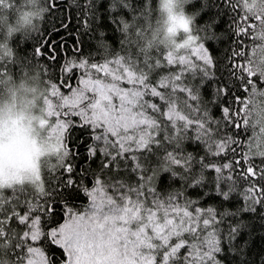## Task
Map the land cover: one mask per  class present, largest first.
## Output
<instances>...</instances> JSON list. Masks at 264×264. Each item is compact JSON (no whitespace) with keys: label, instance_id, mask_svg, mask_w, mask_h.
<instances>
[{"label":"snow or ice","instance_id":"snow-or-ice-1","mask_svg":"<svg viewBox=\"0 0 264 264\" xmlns=\"http://www.w3.org/2000/svg\"><path fill=\"white\" fill-rule=\"evenodd\" d=\"M72 4L76 35L65 17L34 48L39 115L12 121L33 162L27 183L0 192V264H253L243 237L251 220L264 226V9L221 0L213 17L189 0L185 16L165 0L163 31L153 0ZM225 8L234 42L221 59L207 42ZM14 66L0 57V77Z\"/></svg>","mask_w":264,"mask_h":264},{"label":"clouds","instance_id":"clouds-1","mask_svg":"<svg viewBox=\"0 0 264 264\" xmlns=\"http://www.w3.org/2000/svg\"><path fill=\"white\" fill-rule=\"evenodd\" d=\"M188 3L189 0H172L173 13L183 12L185 16H189ZM248 4L253 6L249 15L264 9V0H248ZM164 5L165 0H156L154 13L162 30L166 31L165 22L169 12ZM259 14L264 16V11ZM46 15L45 0H4V4L0 5V57L7 59L10 53L15 60L12 41L18 36L30 39L36 35ZM258 29L264 31V28L259 26ZM176 35H179V32ZM261 47H264V43ZM37 71L39 70L28 68L25 71L27 74L23 76L9 73L0 77V192L18 187L19 185L13 183L18 177L27 183L31 173L29 165L33 162V147L30 140L25 138L24 132L16 131L12 121L23 116L21 124L26 127L31 117L39 115L37 109L41 106V95L46 91V87L36 75ZM31 136L37 140V145L43 152V135L37 136L32 132ZM45 155L46 152L36 161L41 166Z\"/></svg>","mask_w":264,"mask_h":264},{"label":"trees","instance_id":"trees-1","mask_svg":"<svg viewBox=\"0 0 264 264\" xmlns=\"http://www.w3.org/2000/svg\"><path fill=\"white\" fill-rule=\"evenodd\" d=\"M194 2L196 4L197 10L203 4V0H194ZM54 3H57L58 11H54L51 14L47 13L42 27L36 35L30 39H25L18 36L12 41L13 47L15 49V66L12 68L14 75L19 77L22 71L25 72L28 68L40 70L42 66L46 65L44 60L39 57H34V48L39 46L40 40L44 37L46 31L52 28L54 23H59V20H63L65 17H67V23L69 25L68 33H71L72 36L76 35V33L73 31L77 22L75 19V9L72 4V0H54ZM220 3L221 0H208L209 8L206 10L208 14L216 17V13L220 11V9L214 7L213 5ZM155 5L156 0H153V7H155ZM208 19L209 16L202 13L201 18L198 19L197 23L203 25L204 23L208 22ZM218 19H222L223 21L219 27L214 29L215 36L218 39H213L207 43L216 48L218 50L216 55L223 59L228 52L230 45L234 42L229 37L228 22L231 19L230 11L225 8L222 16ZM60 34L66 36L67 44L69 46L73 43L71 37L67 36L63 30H61ZM57 38L58 37L55 36L53 37V39ZM258 47H261V45H258ZM89 51L90 49L87 46H84V54L87 55ZM261 58L264 59V56ZM38 72L39 71H37L36 74H38ZM47 78L52 79L53 82H57L55 75H50ZM62 90L65 91L63 88ZM5 194L7 195V193ZM243 239L249 242L248 248L246 249L248 254L246 257H244V259L252 261L253 264H261V262L264 261V226H262V224L258 221L251 220L249 229L244 234Z\"/></svg>","mask_w":264,"mask_h":264},{"label":"rangeland","instance_id":"rangeland-1","mask_svg":"<svg viewBox=\"0 0 264 264\" xmlns=\"http://www.w3.org/2000/svg\"><path fill=\"white\" fill-rule=\"evenodd\" d=\"M61 91H63V90L61 89Z\"/></svg>","mask_w":264,"mask_h":264}]
</instances>
